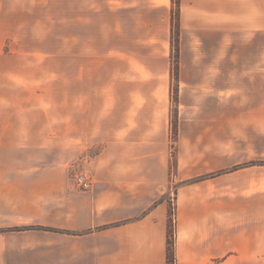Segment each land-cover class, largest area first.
Listing matches in <instances>:
<instances>
[{"label":"crops","instance_id":"crops-1","mask_svg":"<svg viewBox=\"0 0 264 264\" xmlns=\"http://www.w3.org/2000/svg\"><path fill=\"white\" fill-rule=\"evenodd\" d=\"M262 1H74L80 33L73 45L79 48L71 49L67 58L81 63L110 59L113 74L103 81L83 74L64 79L65 101H78L74 112L65 107V132L72 133L65 134V147L100 149L93 158H84V167L92 172L91 189L74 184V189L64 190L62 225L55 223L54 215L49 219L54 198L48 195L46 204L29 205L33 215L48 212L42 227L63 228L64 264H168L170 212L165 193L179 182L177 264H264V167L252 164L227 172L233 164V133L246 148L256 149L255 156L249 150V157L238 162L263 160ZM8 4L0 0V55L13 51V36L20 51L25 36L17 22L23 9ZM177 8L174 61L171 39ZM107 29L112 43L103 46L110 52L104 55L102 46L97 49L96 33ZM66 44L72 46L71 41ZM104 83L111 85L110 91L98 87ZM7 99L0 97V104ZM171 99L177 116L174 143ZM101 100H111V107L101 106ZM4 110L0 107V117ZM15 128L0 123V148L56 147L54 130L47 125H32V131L39 132L33 137ZM217 155L225 157L220 163L229 165L212 167ZM34 174L32 197H37L40 178ZM233 176L241 177L239 184L233 183ZM9 179L0 172L5 204L4 192H24L21 174ZM233 195L238 196L234 208ZM5 226L0 218V264H15L17 240L24 235L1 231Z\"/></svg>","mask_w":264,"mask_h":264},{"label":"rangeland","instance_id":"rangeland-1","mask_svg":"<svg viewBox=\"0 0 264 264\" xmlns=\"http://www.w3.org/2000/svg\"><path fill=\"white\" fill-rule=\"evenodd\" d=\"M75 0H9L8 7L22 8L19 9L17 20L18 24L23 25L25 36L22 38L21 50L17 51V42L15 36L9 38L14 46L13 51L1 53L0 55V97H8L4 101L3 116L0 117V123L9 126L11 131H15V126L24 129L25 136H37L39 132L32 131V125H47L50 130H54L53 136L56 139V147H25V148H0V172L6 173L10 180L15 178L16 172L23 176L22 187L23 196L15 191L4 192L8 197L5 204L3 197L0 196V218L5 228L1 231L5 233H21L24 235L22 241L17 240V255H14L15 264H64L65 236L61 227L48 228L40 224L48 222V212L39 210L34 212L30 208L32 201H38L39 205L47 203L48 195L54 198L55 223L63 222V194L68 188L74 189L76 184V175L91 170L84 167V158L96 154L97 148L87 147H65V134L71 135V132H65L64 124L68 111H76L78 101H70L64 98L65 85L64 79L69 76L83 74L87 77H97L98 81H103L113 74L110 59L103 58L98 62H89L84 60L82 63L79 59L67 58L69 51L78 50L79 46H74L76 38H79L80 29L78 28L79 14L74 11ZM12 2V3H10ZM263 10V27H264V0L258 5ZM179 9L173 12L172 27V45L173 51L171 59L177 58V42L179 34ZM110 19V18H109ZM72 21V22H71ZM15 19L10 20V24L15 23ZM14 25V24H13ZM14 30L16 28L13 26ZM19 31V30H18ZM87 30L84 29V35ZM97 49L102 46L100 54H109L105 50V45H111L112 35L110 29L98 31ZM18 37V36H17ZM68 39V41L65 40ZM71 39V40H70ZM260 40V38H259ZM71 45L65 43H70ZM264 44V35L261 37ZM107 49V48H106ZM73 89L74 86L72 85ZM104 91H110V84H101ZM37 93H43L38 97ZM176 98V87H173V94ZM101 100L100 104L105 108L111 107V100ZM172 101V99H171ZM176 101V100H175ZM91 101H89L90 103ZM173 107V143L176 134V113ZM66 107V111H65ZM16 132H12L15 135ZM51 134V133H50ZM8 136V133H6ZM233 133L232 140V165L227 167V172L237 171L249 165L258 164L264 167L263 160L258 162L255 159L251 163H240L249 157V148H246L245 142H241ZM206 149L201 148L203 153ZM208 151V150H207ZM175 146L171 148L173 157V167L176 169ZM255 156L256 149L250 150ZM208 153V152H207ZM206 153V154H207ZM212 158L210 165L220 167L229 165L220 163L222 156ZM224 157V156H223ZM251 157V156H250ZM95 158V157H94ZM225 158V157H224ZM50 173L48 174V170ZM38 172L40 182L36 189L37 197H32L34 186L32 181L35 180ZM32 174L34 176L32 177ZM241 177L233 176V183L240 182ZM237 180V181H236ZM242 180V179H241ZM54 184V186H53ZM182 183H172L165 193V199L169 205L171 220V233L173 240L174 224L177 220V192ZM39 188V189H38ZM50 188V189H49ZM54 189L55 195L53 196ZM237 195H233V208L236 206L235 200ZM240 202V201H236ZM18 237V236H17ZM39 242V245L37 243ZM87 244L84 243V252ZM74 252V249L72 250ZM79 251V249H77ZM74 253H77L76 250ZM73 253L72 257H77ZM16 258V259H15ZM86 261V259H85ZM176 264V263H172Z\"/></svg>","mask_w":264,"mask_h":264},{"label":"trees","instance_id":"trees-1","mask_svg":"<svg viewBox=\"0 0 264 264\" xmlns=\"http://www.w3.org/2000/svg\"><path fill=\"white\" fill-rule=\"evenodd\" d=\"M179 2H180V0H174L175 4H179ZM171 220L172 219L170 218L169 238H168V254H167L168 264L176 263L175 240H173L172 233H171V228H172ZM174 231H175L174 235L176 236V224H174Z\"/></svg>","mask_w":264,"mask_h":264},{"label":"built area","instance_id":"built-area-1","mask_svg":"<svg viewBox=\"0 0 264 264\" xmlns=\"http://www.w3.org/2000/svg\"><path fill=\"white\" fill-rule=\"evenodd\" d=\"M76 184L82 190H89L92 187L93 179L90 172H82L76 175ZM176 221V219H174Z\"/></svg>","mask_w":264,"mask_h":264}]
</instances>
